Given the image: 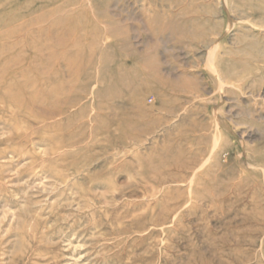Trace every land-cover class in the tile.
<instances>
[{
  "label": "rangeland",
  "instance_id": "rangeland-1",
  "mask_svg": "<svg viewBox=\"0 0 264 264\" xmlns=\"http://www.w3.org/2000/svg\"><path fill=\"white\" fill-rule=\"evenodd\" d=\"M0 264H264V0H0Z\"/></svg>",
  "mask_w": 264,
  "mask_h": 264
},
{
  "label": "bare ground",
  "instance_id": "bare-ground-1",
  "mask_svg": "<svg viewBox=\"0 0 264 264\" xmlns=\"http://www.w3.org/2000/svg\"><path fill=\"white\" fill-rule=\"evenodd\" d=\"M60 31V30H59Z\"/></svg>",
  "mask_w": 264,
  "mask_h": 264
}]
</instances>
